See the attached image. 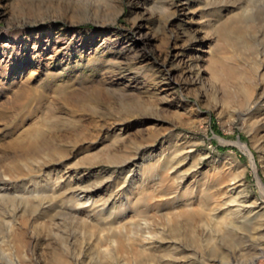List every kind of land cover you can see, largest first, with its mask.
Here are the masks:
<instances>
[{
  "label": "rangeland",
  "instance_id": "rangeland-1",
  "mask_svg": "<svg viewBox=\"0 0 264 264\" xmlns=\"http://www.w3.org/2000/svg\"><path fill=\"white\" fill-rule=\"evenodd\" d=\"M1 177L0 264H264V0H0Z\"/></svg>",
  "mask_w": 264,
  "mask_h": 264
},
{
  "label": "bare ground",
  "instance_id": "bare-ground-1",
  "mask_svg": "<svg viewBox=\"0 0 264 264\" xmlns=\"http://www.w3.org/2000/svg\"><path fill=\"white\" fill-rule=\"evenodd\" d=\"M17 71V70H16ZM16 71H14V72H16ZM240 147H242V148H245V146L244 145H239ZM35 149V148H34ZM164 149L162 148V149H160V151H163ZM168 150V149H167ZM175 150V149H174ZM165 151V150H164ZM160 154V153H159ZM170 153H168V155H169ZM150 156V155H149ZM159 157H161V156H159ZM164 157V156H163ZM159 162H161V160H158ZM161 163H164V165H171L172 164V161L171 160H166L165 162H161ZM176 163V162H175ZM51 165V164H50ZM173 165V164H172ZM59 166L57 167L55 164H53L51 167H49V166H44L42 169H40V170H38V172H40L42 175L41 176H39V177H44L43 179L46 181V179H47V181L45 182V183H43V182H37L36 180L33 182L34 183V185H35V188H34V190H31V191H27L28 193H31V194H36V195H39V193H41L43 190V188L44 187H51V186H54L55 187V189L54 190H52V194H54L55 192H56V189L58 188V189H61L63 186H62V184H61V180H62V177L61 176H59V177H56L55 176V178L53 179V180H51L52 179V177L50 176V172H52V173H55V172H59ZM170 169V168H169ZM225 176V175H224ZM227 176V175H226ZM225 176V177H226ZM220 178V177H219ZM133 179V180H132ZM224 179V178H223ZM34 180V179H33ZM49 180V181H48ZM133 181V182H132ZM214 181V180H213ZM217 181V180H216ZM218 181H220L219 179H218ZM224 181V180H223ZM226 181V180H225ZM136 182V176H132V177H126L125 179H124V181H123V183H122V185L124 186V184H126V183H130V185L128 186V189H120L117 193H115L114 195H113V200L111 201V204L109 205V206H107V203H105V204H103V205H101L100 207V209H99V211L98 212H96V214L94 215V216H92V219L94 218L95 220L97 219V220H99L100 219V217H102L103 215L104 216H107L106 214H107V212H108V207L110 208V209H113L112 211H117V212H122V210H123V207H124V205L125 204H127V198H126V196L128 195V192H129V190L131 191V186L133 185V183H135ZM208 182V181H207ZM212 182V181H211ZM221 182V181H220ZM215 183V182H214ZM213 183V184H214ZM211 184V183H210ZM10 184L7 182V180H5L4 178H0V199L1 198H9L10 196L12 197L15 193H17L18 191L16 190L17 189V187L16 186H12V185H10ZM215 186L217 185V184H214ZM64 186H69L70 187V183L69 184H65ZM214 186V187H215ZM9 187V188H8ZM53 187V188H54ZM10 188H11V190H13V192L11 193V192H9V190H10ZM259 188H260V191H261V193L263 194V196H264V188H263V186H262V184H260L259 183ZM119 189V188H118ZM20 191V190H19ZM26 191V190H25ZM229 191V190H228ZM227 192V191H226ZM230 192V191H229ZM24 193H26V192H21L20 194H22V195H24ZM30 194V195H31ZM29 195V194H28ZM15 196V195H14ZM13 196V197H14ZM32 197V196H31ZM75 198H69V200L67 201L68 203H71L72 202V204H73V202H74V204L75 205H83L84 203H90V199L92 198V194H88V193H85V192H80V193H78L76 196H74ZM33 198V197H32ZM243 200V199H242ZM241 200V202L239 203L241 206H239V210H237V208H236V210H237V215H239L238 217L240 218H244V215L245 216H247V214L249 215L254 209L255 210H262V209H264V206H262V205H256V204H253L252 206V208H247V200L245 199V200H243L242 201ZM82 201H84V202H82ZM255 203V202H254ZM70 206V207H69ZM68 207H67V210L69 209V212H68V214L69 215H72V216H74V217H76L77 215H79L80 213V211H74L75 210V208H74V210H72V205H69ZM40 207V206H39ZM49 207H51V206H49ZM77 207V206H76ZM92 208H93V206H92ZM99 208V207H98ZM96 209V208H95ZM232 211H234V210H232ZM22 212V210L21 209H18V210H15V211H11L10 213H8V212H4V216H1V224H3V225H5V226H7V228L9 229V228H11V225L13 224V220L15 219V217L19 214V213H21ZM256 212V211H255ZM260 212V211H259ZM232 213H235V212H232ZM38 214V213H37ZM188 214V213H187ZM233 215H235V214H233ZM250 216V215H249ZM38 217V216H37ZM110 218H112V217H110ZM93 219V220H94ZM109 219V218H108ZM250 219H252V218H250ZM104 220V219H103ZM110 220V219H109ZM115 221V220H114ZM104 222V221H103ZM255 222V221H254ZM106 223V222H105ZM115 223V222H114ZM113 223V224H114ZM250 223V222H249ZM262 224V223H261ZM14 225V224H13ZM108 225H112V222L110 221L109 223H108ZM259 225V224H258ZM103 227H104V225H103ZM11 230V229H10ZM148 240V239H147ZM259 259V258H258ZM262 259V258H261ZM235 261V260H234ZM215 263V262H214ZM263 262L261 261H258L257 259L256 260H254L252 263H249V264H262ZM226 264H243L242 262H232V263H226ZM246 264V263H245Z\"/></svg>",
  "mask_w": 264,
  "mask_h": 264
},
{
  "label": "water",
  "instance_id": "water-1",
  "mask_svg": "<svg viewBox=\"0 0 264 264\" xmlns=\"http://www.w3.org/2000/svg\"><path fill=\"white\" fill-rule=\"evenodd\" d=\"M253 169H254V166H253Z\"/></svg>",
  "mask_w": 264,
  "mask_h": 264
}]
</instances>
